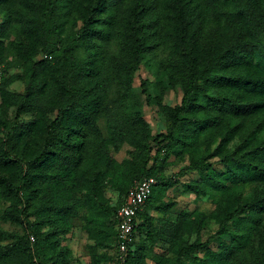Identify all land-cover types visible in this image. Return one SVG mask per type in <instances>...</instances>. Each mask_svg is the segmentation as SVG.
I'll use <instances>...</instances> for the list:
<instances>
[{
    "label": "trees",
    "instance_id": "trees-1",
    "mask_svg": "<svg viewBox=\"0 0 264 264\" xmlns=\"http://www.w3.org/2000/svg\"><path fill=\"white\" fill-rule=\"evenodd\" d=\"M73 8L81 24L66 32ZM0 13V90L17 117L0 115V199L22 227L0 226V264H264V0H0ZM13 15L33 46L23 92L5 74ZM155 44L168 46L159 66L183 95L153 134L133 81ZM147 176L157 181L122 253L117 210ZM175 187L213 209L171 217L178 202L163 196ZM74 218L87 262L64 242Z\"/></svg>",
    "mask_w": 264,
    "mask_h": 264
},
{
    "label": "rangeland",
    "instance_id": "rangeland-1",
    "mask_svg": "<svg viewBox=\"0 0 264 264\" xmlns=\"http://www.w3.org/2000/svg\"><path fill=\"white\" fill-rule=\"evenodd\" d=\"M14 7L18 10H22L20 2L16 1ZM19 15L12 16L13 32L17 35H12L14 44H5V53L8 59L6 64V77L10 79L8 88L12 91L23 92L26 89L27 77L25 75L26 70V54L33 51V46L27 43V37L23 34L22 19L18 18ZM96 26H99L104 17V12L99 14ZM5 19V16L0 13V22ZM76 20L77 25L81 24V20L78 17V13L75 8L70 11L67 23L65 25L66 32H68L72 26V22ZM30 41V40H29ZM33 43V42H32ZM25 47L26 52L21 50ZM17 52H16V50ZM169 51L168 46L162 48V45L155 44L152 46L150 52L147 54L146 61L140 66L134 75L133 88L137 93L138 107L140 108L142 116L147 121L153 134L161 131H165L167 127L168 117L164 112L165 105H176L180 103L183 95V90L180 85L172 86L167 80V76L162 68L159 66V60L162 56ZM20 54L21 56H19ZM40 53L36 55V58L40 57ZM144 81V83L142 82ZM148 98V99H147ZM0 115L4 116L7 120L13 121L16 117L15 106L9 105L1 94L0 90ZM35 117L34 113H24L18 120H30ZM102 130L106 133V120L101 118L99 121ZM126 147L116 153L118 159H122L126 156ZM212 160L217 159V156L212 157ZM216 166H220L217 162ZM7 167L0 163V172L5 171ZM179 169V165L173 164L167 170L168 173H173ZM250 186L246 187V191ZM108 194L111 196L112 201H115L117 193L113 190H109ZM165 200L172 198L177 200V205L169 212L171 217H174L176 212L181 208H199L204 211H211L214 207V203L203 195H196L190 191L182 192L180 190L168 189L163 196ZM8 204L7 201L0 199V226L12 230L16 233H22V227L20 224L6 221L2 218L3 209ZM74 227L70 232L66 234L65 243H67L72 250V255L80 262H87L90 259V243L91 241L85 237L80 227L81 221L79 218H74ZM169 247V241L162 240L157 243L154 250L162 252L165 248ZM153 264V263H152Z\"/></svg>",
    "mask_w": 264,
    "mask_h": 264
},
{
    "label": "built area",
    "instance_id": "built-area-1",
    "mask_svg": "<svg viewBox=\"0 0 264 264\" xmlns=\"http://www.w3.org/2000/svg\"><path fill=\"white\" fill-rule=\"evenodd\" d=\"M156 181L157 179L154 176H147L137 181L130 189L124 202L118 207L117 247L122 253L128 249L129 243L134 238L133 235L136 227L138 211L143 208V205L150 196Z\"/></svg>",
    "mask_w": 264,
    "mask_h": 264
}]
</instances>
